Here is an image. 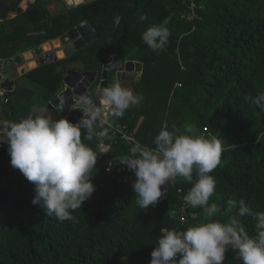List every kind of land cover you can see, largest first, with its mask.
Returning <instances> with one entry per match:
<instances>
[{"label": "trees", "instance_id": "16d2710c", "mask_svg": "<svg viewBox=\"0 0 264 264\" xmlns=\"http://www.w3.org/2000/svg\"><path fill=\"white\" fill-rule=\"evenodd\" d=\"M22 0H0V60L11 58L56 40L82 22L96 31L97 39L68 58L36 67L14 80L5 93V120L18 122L34 113L25 100L31 91L20 85L29 81L45 89L42 102L63 89V75L80 65L96 70L109 59L100 37L111 32L112 19L132 8V0H93L49 15L48 1L36 0L26 11L16 13ZM136 11L119 22L105 44L122 62H138L142 72L133 92L143 99L128 109L115 125L126 126L141 145L155 147L154 137L164 125L183 131L194 125L198 134L220 138L225 151L210 173L216 190L209 198L219 214L199 219L202 207L186 210L189 226L209 220L226 223L227 201L243 200L252 212L264 211V110L245 97L264 92V0H136ZM191 5L194 17L191 15ZM146 15V20L140 17ZM12 16V18H11ZM100 18V22L97 20ZM169 19V43L159 55L142 41V33ZM69 105L73 103L69 99ZM78 108L63 118L77 122ZM112 140L101 152L100 139H84L96 153L95 186L90 200L72 213L76 222L47 216L31 203L35 191L18 169L3 167L7 144L0 150V264H150L162 230L177 227L169 213L184 198L192 184L178 177L165 187L166 196L147 209H140L132 188L134 173L120 164L131 149L112 131ZM10 162V156H9ZM11 175L10 182L6 181ZM193 183L197 174L193 171ZM162 186V190H163ZM180 190V193H178ZM155 209H152V208ZM159 208L158 212H153ZM196 215L195 223L192 216ZM199 219V220H198ZM250 236H255L252 216L239 217ZM126 259L125 261H122ZM225 259L237 261L238 252L228 246Z\"/></svg>", "mask_w": 264, "mask_h": 264}, {"label": "clouds", "instance_id": "9594fccd", "mask_svg": "<svg viewBox=\"0 0 264 264\" xmlns=\"http://www.w3.org/2000/svg\"><path fill=\"white\" fill-rule=\"evenodd\" d=\"M168 23L165 19L142 33V41L157 55L169 43ZM141 99L132 89L114 81L95 93L77 97L81 117L75 123L40 114H29L18 122L0 121V143L7 144L10 165L34 185L31 203L44 209L47 216L76 222L72 213L80 210L96 190L92 177L97 157L82 142V130L88 141L94 137L112 140L115 121ZM245 100L264 110V92ZM132 143L129 154L119 163L135 175L132 188L140 209L154 206L166 196L165 187L182 177L193 185L184 198L186 204L205 208L207 218L220 211L215 203L209 205L216 190V180L210 173L225 151L220 138L198 134L192 124H186L182 132L175 125L171 131L164 125L153 139L155 147ZM193 171L198 177L194 183ZM226 210H236L226 223L209 220L184 231L162 230L150 253V264H224L229 245L236 249L242 264H264V211L252 212L243 200L233 199L227 201ZM246 215L255 220V236H250L238 219Z\"/></svg>", "mask_w": 264, "mask_h": 264}, {"label": "water", "instance_id": "95a60500", "mask_svg": "<svg viewBox=\"0 0 264 264\" xmlns=\"http://www.w3.org/2000/svg\"><path fill=\"white\" fill-rule=\"evenodd\" d=\"M35 2L36 0H22L16 9V12L20 14L26 11ZM71 3L72 7L85 4L84 0H71ZM136 6V0H132V8L116 14L112 19L111 32L100 37L101 43L109 54V59L105 63L101 64L96 70L92 71L78 72L74 69L66 70L62 79L64 88L62 92L55 96V98H57L63 106L68 104L70 98H77L82 94L95 93L97 89L105 87L114 81L123 80L122 72L125 62H122L118 57L113 55L112 51H110L105 44V38L114 37L119 22L133 16L136 11ZM97 22H100V18ZM59 39L63 45H66L62 50L63 58H68L83 49L86 45L95 41L97 39V34L96 31L93 30L86 22H82L68 33L59 37ZM17 58L21 59V56L17 55L13 57L11 60L12 64H17ZM134 64L136 65V71H138L137 78H139L141 75V64L138 62H135ZM1 102L2 98L0 97V103ZM6 158H9V154H7ZM7 163L8 161L4 162V168H6Z\"/></svg>", "mask_w": 264, "mask_h": 264}, {"label": "crops", "instance_id": "0c3cea01", "mask_svg": "<svg viewBox=\"0 0 264 264\" xmlns=\"http://www.w3.org/2000/svg\"><path fill=\"white\" fill-rule=\"evenodd\" d=\"M71 8H73V7H71ZM67 9H69V8H67ZM64 12H62V13H64ZM11 18H12V16H11ZM65 46L66 45H63L61 40L58 38L56 40L45 42L35 49H32L30 51L19 54L21 56V59L20 58L16 59L17 64H12V62H11L12 58L7 62L0 60V97L2 98V102L0 103V121L5 120V118H6V115H5L6 114V106L4 105L6 103H4L3 96L5 93H9L14 89V80L21 77L22 75H24L28 71L35 69L36 67H39V66H42L44 64L52 63L54 61L63 59V56L59 57L58 54L62 52V50ZM40 60L42 62H40ZM125 63H127V62H125ZM133 63H135V62H133ZM141 72H142V65H141ZM125 75H130V73H127ZM130 77H131V75H130ZM20 85H22V87L31 91L29 99L25 100V103L27 104L28 108L34 113V115L40 114V115H44L47 117H51L52 119H59V118H63L64 115H66L68 112H70L69 106H68L69 104L64 106V110L61 113H58L59 110L57 111V107H56L57 103H54V105L53 104L49 105L51 100L56 95H58L60 92H62L63 89L61 91H59L58 93H56V95H54L46 105L40 106L37 104L36 101L39 99H41V101H42V96L46 93L45 89L38 86V85H35L29 81H21ZM35 90H37V92ZM138 96L141 97L140 95H138ZM137 106L138 105H135L132 107H137ZM8 159L9 158H6V161H8L6 167L10 163ZM195 217H196V215L193 214L192 221H191L192 223L196 222ZM199 219L201 220V222L203 220L209 219L205 216V208H202ZM229 246L233 247L232 245H229ZM229 262H231V261L228 259L224 260V264H227V263L229 264ZM230 264H233V263H230Z\"/></svg>", "mask_w": 264, "mask_h": 264}, {"label": "built area", "instance_id": "2783aa9c", "mask_svg": "<svg viewBox=\"0 0 264 264\" xmlns=\"http://www.w3.org/2000/svg\"><path fill=\"white\" fill-rule=\"evenodd\" d=\"M194 8V5H191V15L187 17V20H191L194 17L192 9ZM76 99L77 98H70L71 102L73 103L72 105L69 106V110H73L78 108L76 105ZM7 100H4V103H6ZM114 133H116L120 139H122L128 146L131 148L133 147L132 141H136L134 138V134L132 132H129L126 128V126H120V125H114V128L112 130ZM5 143H0V150L3 148V145ZM100 151L105 152L107 150L106 145L103 144L102 141H99L98 144ZM9 170L11 171L13 167L8 164ZM178 193H180V190H178ZM185 198V197H184ZM182 198L180 199V204L174 208L173 210L170 211L169 216L176 221L177 227L175 228L176 231H182V227L186 224V210L188 209L189 205L186 204L185 199Z\"/></svg>", "mask_w": 264, "mask_h": 264}, {"label": "rangeland", "instance_id": "374dc122", "mask_svg": "<svg viewBox=\"0 0 264 264\" xmlns=\"http://www.w3.org/2000/svg\"><path fill=\"white\" fill-rule=\"evenodd\" d=\"M44 1H48L47 12H48L49 15H55V14H58V13H62L65 10H67V8H71L72 7L71 0H70V3H68L67 0H44ZM91 1L92 0H84V3L86 4V3H89ZM64 75H63V77H64ZM138 80H139V78H137L135 81H123V80L121 81L120 80L118 82H120L123 86L132 89L137 84ZM35 91L37 92V90H35ZM36 102L40 106L44 105L43 102L41 101V99L37 100ZM10 180H11V175L7 176V178H6L7 182H10ZM152 209H155V208L153 207ZM159 210H160L159 208H156V210H153V212H158ZM125 260L126 259H123L122 261H125ZM230 263L238 264L237 261H231V262H229V264Z\"/></svg>", "mask_w": 264, "mask_h": 264}, {"label": "bare ground", "instance_id": "6f19581e", "mask_svg": "<svg viewBox=\"0 0 264 264\" xmlns=\"http://www.w3.org/2000/svg\"><path fill=\"white\" fill-rule=\"evenodd\" d=\"M67 1H68V3H70V0H67ZM58 56L62 57L63 56V52L59 53ZM40 62H42V61L40 60ZM136 70H137L136 69V65L133 62L125 63L124 64V68H123V72H122V79L125 80V81H135L136 78L138 77V71H136ZM127 73H130L131 77H130V75H125ZM54 103H57V106H56L57 107V111L59 110L58 113H61L64 110V106L55 97L51 100L49 105H51V104L54 105Z\"/></svg>", "mask_w": 264, "mask_h": 264}, {"label": "flooded vegetation", "instance_id": "af4514ba", "mask_svg": "<svg viewBox=\"0 0 264 264\" xmlns=\"http://www.w3.org/2000/svg\"><path fill=\"white\" fill-rule=\"evenodd\" d=\"M71 68L74 69V70H76V71H78V72H84V70H82L80 68V65H78V64L72 65Z\"/></svg>", "mask_w": 264, "mask_h": 264}]
</instances>
